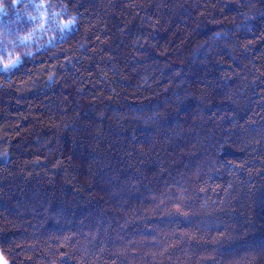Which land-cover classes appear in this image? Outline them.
Returning a JSON list of instances; mask_svg holds the SVG:
<instances>
[{
  "label": "trees",
  "instance_id": "1",
  "mask_svg": "<svg viewBox=\"0 0 264 264\" xmlns=\"http://www.w3.org/2000/svg\"><path fill=\"white\" fill-rule=\"evenodd\" d=\"M2 2L1 255L264 264V0Z\"/></svg>",
  "mask_w": 264,
  "mask_h": 264
},
{
  "label": "rangeland",
  "instance_id": "2",
  "mask_svg": "<svg viewBox=\"0 0 264 264\" xmlns=\"http://www.w3.org/2000/svg\"><path fill=\"white\" fill-rule=\"evenodd\" d=\"M37 5H43V7L41 8H37L35 6V12L37 13V21L38 24L35 26L34 30L29 33L24 39V42L27 41H34L35 39H42L43 37H47L49 36L53 42L54 40V31L58 30V29H66L64 28V25L66 24L65 21H58V19L56 18V15L54 13H52V11L50 10V8L48 7V5L44 4V3H38ZM2 20L0 19V26ZM50 41V42H51ZM9 57V56H8ZM11 58L13 60L17 59L16 57L11 56ZM8 62V58L5 61V63ZM0 67H3V64L0 63ZM0 264H10L0 253Z\"/></svg>",
  "mask_w": 264,
  "mask_h": 264
},
{
  "label": "snow or ice",
  "instance_id": "3",
  "mask_svg": "<svg viewBox=\"0 0 264 264\" xmlns=\"http://www.w3.org/2000/svg\"><path fill=\"white\" fill-rule=\"evenodd\" d=\"M6 7L7 6L3 4L2 0H0V12H3ZM36 7L37 8H41V7H43V5H36ZM74 23H75V20L74 19H70V20H68L66 22V24L64 25V28L70 29ZM0 51H2V50H0ZM0 63L3 64V67L0 68V72L7 73V72L12 71V69L19 67L20 64L22 63V61L19 58L13 60L11 58V54H9L8 62L5 63L3 61V58L0 57Z\"/></svg>",
  "mask_w": 264,
  "mask_h": 264
}]
</instances>
